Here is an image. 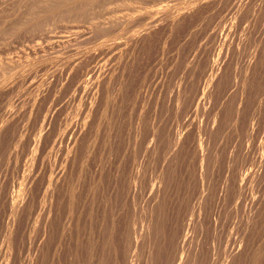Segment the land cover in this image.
Here are the masks:
<instances>
[{"label":"rangeland","instance_id":"1","mask_svg":"<svg viewBox=\"0 0 264 264\" xmlns=\"http://www.w3.org/2000/svg\"><path fill=\"white\" fill-rule=\"evenodd\" d=\"M0 264H264V0H0Z\"/></svg>","mask_w":264,"mask_h":264},{"label":"bare ground","instance_id":"2","mask_svg":"<svg viewBox=\"0 0 264 264\" xmlns=\"http://www.w3.org/2000/svg\"><path fill=\"white\" fill-rule=\"evenodd\" d=\"M53 2V1H52ZM52 4V3H51ZM138 10V9H137ZM89 11V10H88ZM42 14V13H41ZM92 17V16H91ZM173 19V18H172ZM125 20V19H124ZM89 21V20H88ZM4 28V27H3ZM101 28V26H100ZM130 28V27H129ZM143 28V27H142ZM14 69V68H13ZM50 179V178H49ZM137 186V185H136ZM136 234V233H135ZM40 248V247H39ZM250 250V249H249ZM247 257V256H246ZM249 261V260H248Z\"/></svg>","mask_w":264,"mask_h":264}]
</instances>
